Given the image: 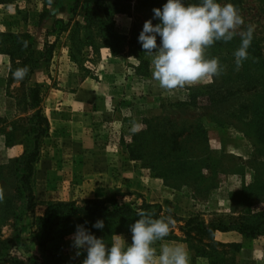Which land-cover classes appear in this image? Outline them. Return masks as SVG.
Wrapping results in <instances>:
<instances>
[{"label":"rangeland","instance_id":"374dc122","mask_svg":"<svg viewBox=\"0 0 264 264\" xmlns=\"http://www.w3.org/2000/svg\"><path fill=\"white\" fill-rule=\"evenodd\" d=\"M166 2L104 0L108 29L104 36L92 27L80 30L73 65L69 30L59 29L60 21L69 18L71 25L83 23L80 5L72 13L74 0L0 3V32L22 33L27 27L23 17L35 23L46 14L36 35L39 48V33L56 24L48 33L49 42L55 40L51 55L29 79L31 85L42 86L39 106L49 123L47 135L39 139L36 152L31 136L21 135L6 145L0 133V264H20L40 249L38 223L47 207L95 198L119 204L144 201L162 215L170 214L175 226L156 247L181 244L190 252V264H209V258L199 256L201 244L181 230L189 220L222 224L226 229L216 230L215 240L238 244L215 252L205 248L213 261L264 264V121L252 122L262 128L257 134L245 108L263 93L264 59L259 55L264 57V0H217L239 9L243 30L252 26L249 58L237 71L234 52L241 38L218 41L207 55L219 58L224 73L211 83L174 92L162 90L152 79L151 57L138 41L152 10ZM101 8L97 14L105 19ZM10 69L9 57L0 52V121L15 126L27 114L13 97L19 80ZM133 123L139 127L135 133ZM23 152L35 158L30 209L17 193L24 172L16 159ZM239 227L254 233L245 236ZM53 231L58 246L48 245L64 264H82L86 251L76 256L72 247L76 224L60 222ZM118 241L131 243V233L120 234Z\"/></svg>","mask_w":264,"mask_h":264},{"label":"clouds","instance_id":"9594fccd","mask_svg":"<svg viewBox=\"0 0 264 264\" xmlns=\"http://www.w3.org/2000/svg\"><path fill=\"white\" fill-rule=\"evenodd\" d=\"M153 18L160 22L146 20L138 41L143 51L151 57L152 79L162 90L178 91L211 83L225 71L219 58H209L208 50L218 41L230 42L236 36L241 38L235 50V64L238 71L243 61L249 58L253 28L243 30L245 21L239 9L232 3L221 4L217 0H202L201 3H185L184 0H167L162 8H154ZM157 35L160 43H157ZM28 67L18 68L13 73L17 79L28 74ZM139 127L133 123L131 131ZM3 190L0 189V201ZM171 210H169V213ZM138 219L129 228L131 243L127 245L113 240L109 246L83 225H76L72 234V247L76 256L86 251L82 264H190L189 250L181 245H164L157 249L158 242L170 235L175 221L169 214L153 218L154 213L140 210ZM93 228L103 229L104 221L98 219Z\"/></svg>","mask_w":264,"mask_h":264},{"label":"trees","instance_id":"16d2710c","mask_svg":"<svg viewBox=\"0 0 264 264\" xmlns=\"http://www.w3.org/2000/svg\"><path fill=\"white\" fill-rule=\"evenodd\" d=\"M4 0H0V3ZM90 4L89 7L83 8V4ZM104 0H74V8L71 10L74 13L76 7L80 5V8L84 10L82 17L83 23L76 20L71 25L72 19L69 18L67 22L60 21L62 32L69 30V51L71 64L76 61L75 52H78L77 42L80 40V30L82 28H95L101 36H104L108 29V23L110 21L109 16L106 14V7L104 6ZM101 8V12L105 13V19L97 14V9ZM45 13L42 12L39 15V19L35 23L28 22L27 17H23V21L26 23V30L22 33H6L0 32V52L6 54L9 57L11 63L10 74L18 68L28 67L29 71L25 78L18 79L19 86L14 88L13 97H15L18 106H22L21 111L27 115L23 118H19L18 121L22 124L12 125L5 124V121H0V133L5 137L6 145H12L21 135L31 136L34 139V150L37 152L39 139L44 137L48 133L49 123L47 118L43 115L39 103L41 101V85H31L29 79L34 70L41 67L44 62H47L51 55V48L55 40L49 42L48 33L55 31V26L52 29L45 30L44 33H39L42 41V47L37 45L39 42L36 40L37 31L41 26V22L45 17ZM107 17V19H106ZM111 45V44H109ZM75 47V48H74ZM112 47V46H109ZM264 59L261 54L259 55ZM73 65V64H72ZM89 72V70H86ZM15 78H10L13 81ZM17 80V78H16ZM264 86V84H263ZM263 93H260L258 102H251L246 105L251 114V121L248 122L250 129L254 128V131L258 134L260 128H255L253 121H264V87ZM210 93H208L209 96ZM212 100V96H209ZM263 124V123H262ZM11 125V129L7 130V126ZM264 130V128H263ZM34 153L23 152L16 161L18 162L21 171L24 172L21 180H19V187L17 190L18 195L26 200V209H30L32 206V194L31 184L29 181V175L32 172V164L34 160ZM154 204H149L144 201L141 203L130 202L125 204H119L115 199L101 200L95 199H82L77 203L71 201L69 203H58L47 207L43 210L39 217L38 231L41 234V241L39 242L40 249L37 250L32 256L26 258L24 261H20V264H64L60 259V255L54 252V248L50 247L52 243H55L54 228L60 222H70L76 225H83L91 233L98 238H103L105 243L109 246L113 243V240H118L119 235L122 233H131L129 226L138 219L137 212L140 210L150 211L154 213L153 218L165 217L161 214L159 208L152 209ZM104 221L103 229L93 228L92 225L98 220ZM226 226L222 224H215L209 222L203 224L200 221L189 220L187 224L181 228L185 235L189 236L191 240H195L201 244V248H197L196 252L199 256L209 258V264H219L210 258L211 252L205 250L210 249L212 252L217 251L218 247H238V244H222L215 240L214 233L216 230L224 231ZM245 236L252 235L254 230H246L244 228H238ZM49 244V245H48Z\"/></svg>","mask_w":264,"mask_h":264}]
</instances>
